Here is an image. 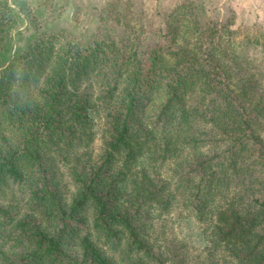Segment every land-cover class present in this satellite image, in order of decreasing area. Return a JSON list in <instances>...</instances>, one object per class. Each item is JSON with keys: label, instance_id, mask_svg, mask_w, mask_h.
<instances>
[{"label": "trees", "instance_id": "obj_1", "mask_svg": "<svg viewBox=\"0 0 264 264\" xmlns=\"http://www.w3.org/2000/svg\"><path fill=\"white\" fill-rule=\"evenodd\" d=\"M14 15L0 0V264H195L153 230L177 201L224 264H264L263 33L112 2L15 49Z\"/></svg>", "mask_w": 264, "mask_h": 264}, {"label": "rangeland", "instance_id": "obj_2", "mask_svg": "<svg viewBox=\"0 0 264 264\" xmlns=\"http://www.w3.org/2000/svg\"><path fill=\"white\" fill-rule=\"evenodd\" d=\"M15 15L9 30L12 46L15 49L24 47L31 33L38 28L53 29L63 27L70 35L84 36L99 30L98 19L106 5H115L122 11L127 8L137 13L131 23L139 25L148 21L156 24L157 12L162 15L174 5L191 3L197 10L203 9L213 20L222 22L230 20L239 31L236 37L240 40L243 33L249 36L263 33L264 36V0H9ZM207 16V15H206ZM130 17H133L130 16ZM254 48V47H253ZM257 49V48H256ZM94 139L90 148L97 146ZM163 171L162 175H166ZM153 213V230L158 239L162 237L183 238L195 264H224L220 251L215 249L208 238V229L197 222L177 201L161 213Z\"/></svg>", "mask_w": 264, "mask_h": 264}]
</instances>
